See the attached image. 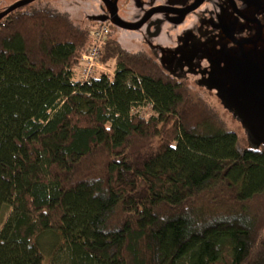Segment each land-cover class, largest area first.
<instances>
[{
	"label": "trees",
	"instance_id": "trees-1",
	"mask_svg": "<svg viewBox=\"0 0 264 264\" xmlns=\"http://www.w3.org/2000/svg\"><path fill=\"white\" fill-rule=\"evenodd\" d=\"M29 7L0 22V264H264V148L111 39L82 82L91 27Z\"/></svg>",
	"mask_w": 264,
	"mask_h": 264
},
{
	"label": "water",
	"instance_id": "water-1",
	"mask_svg": "<svg viewBox=\"0 0 264 264\" xmlns=\"http://www.w3.org/2000/svg\"><path fill=\"white\" fill-rule=\"evenodd\" d=\"M40 0H20L0 12V22L15 11ZM209 0H196L192 9ZM217 7L200 30L204 40L189 30L179 47L159 59L172 74L171 66L197 67L206 62L198 86L215 93L224 110L232 115L246 136L248 146L264 148V0H215ZM114 11L118 0H113ZM188 10L183 13V20ZM107 20H98L99 24ZM122 19H116L117 26ZM197 63V64H196Z\"/></svg>",
	"mask_w": 264,
	"mask_h": 264
},
{
	"label": "flooded vegetation",
	"instance_id": "flooded-vegetation-1",
	"mask_svg": "<svg viewBox=\"0 0 264 264\" xmlns=\"http://www.w3.org/2000/svg\"><path fill=\"white\" fill-rule=\"evenodd\" d=\"M111 1L113 0H74L78 7V19L89 25L91 31L99 25H105L108 30L107 38L116 42L121 50L150 57L159 65V59L177 49L180 38L189 30H193L196 37L204 40L200 30L203 27L206 29L205 26L217 7L215 0L204 2L192 10L196 0H118L115 6L117 10L114 11ZM187 10L184 19L180 20ZM104 19L107 20L105 23H98V20ZM116 19L123 20L119 21L121 26L114 23ZM121 43L124 46L139 48L140 51L132 53L123 49ZM192 66L194 65L181 69L171 66L175 76H170L180 83L187 85L193 82L198 86L202 79V69L206 68L207 64L199 62L197 67Z\"/></svg>",
	"mask_w": 264,
	"mask_h": 264
},
{
	"label": "rangeland",
	"instance_id": "rangeland-1",
	"mask_svg": "<svg viewBox=\"0 0 264 264\" xmlns=\"http://www.w3.org/2000/svg\"><path fill=\"white\" fill-rule=\"evenodd\" d=\"M20 0H0V12L4 10L5 8H8L9 6L13 5L14 3L18 2ZM29 10L31 9H47L49 11H52L54 13H62V14H68L71 18V20L81 28H88L89 25L83 23L80 19H78V7L74 0H40L28 8ZM3 21V20H2ZM117 38V36H116ZM113 41V40H112ZM116 43V42H114ZM122 44V43H121ZM123 49L125 48L126 50H130L132 53H135L137 51H140L139 48L136 47H129L127 45L124 46L122 44ZM104 59H102L103 67L102 69L97 70V74L99 72H104L109 75H113V72L115 71V62L110 61V62H103ZM79 74H81V70H79ZM187 87L194 92L197 95L198 99L205 100L209 103V107L214 109L219 116L222 118L226 126L234 131H237L241 137L244 138V141L246 140V136L244 134V131L242 130L241 125L235 121L232 117L231 114H229L224 108L222 107L220 101L216 97L215 93L209 92L205 89L199 88L197 85H195L193 82L187 84ZM148 115L152 114L151 108H148L146 111ZM146 114V116H147ZM247 142V140H246ZM11 214V210L6 208L3 211V214L0 219V229L3 227L4 223L7 221ZM48 264V263H46Z\"/></svg>",
	"mask_w": 264,
	"mask_h": 264
},
{
	"label": "built area",
	"instance_id": "built-area-1",
	"mask_svg": "<svg viewBox=\"0 0 264 264\" xmlns=\"http://www.w3.org/2000/svg\"><path fill=\"white\" fill-rule=\"evenodd\" d=\"M108 37V30L105 25H99L91 31L92 46L83 54L81 60L80 80L82 82L89 81L97 72L102 69L104 58L102 44Z\"/></svg>",
	"mask_w": 264,
	"mask_h": 264
}]
</instances>
